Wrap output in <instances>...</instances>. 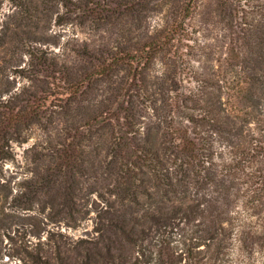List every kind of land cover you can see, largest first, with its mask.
<instances>
[{"label":"trees","instance_id":"1","mask_svg":"<svg viewBox=\"0 0 264 264\" xmlns=\"http://www.w3.org/2000/svg\"><path fill=\"white\" fill-rule=\"evenodd\" d=\"M185 3L176 22L148 36H136L139 27L128 24L116 38L85 44L77 51L84 62L78 69L38 52V66L57 75L69 95L49 113L52 120L43 88L22 87L7 99L0 91V175L14 157L10 144L24 143L34 126L64 134L65 164L80 161L81 149L100 154L114 202L96 211L97 235L79 241L85 259L78 264H232L264 238V26L250 49L243 34L219 65L225 72L200 65L183 70L171 47L188 41L191 7ZM124 8L116 0L89 24L140 20L142 11ZM142 198L153 199L152 209H142ZM175 221L197 229L180 252L142 246H152L150 228Z\"/></svg>","mask_w":264,"mask_h":264},{"label":"rangeland","instance_id":"2","mask_svg":"<svg viewBox=\"0 0 264 264\" xmlns=\"http://www.w3.org/2000/svg\"><path fill=\"white\" fill-rule=\"evenodd\" d=\"M64 1L21 0L14 6L9 0H0L1 96L7 99L22 87L39 86L45 91L42 103L51 120L49 113L69 95L61 92L57 75L38 66L36 58L41 54L58 66L78 69L84 62L77 51H82L85 44L116 38L117 29L129 28L128 24L139 27L134 32L136 36H148L158 25L166 27L176 22L182 15L183 3L188 2L191 10L184 25L189 31L188 41L174 42L171 53H178L174 57H180L183 70L200 65L223 73L225 67L219 65L224 64L232 50L234 54L243 34L250 49L257 41L258 30L264 26V0H117L126 12L131 9L143 13L137 22L129 20L125 24L122 19L114 27L101 22L92 26L89 21L103 18L102 8H112L116 0H71L75 4ZM48 128L34 126L26 133L24 143L10 144L14 157L3 164L0 175V264H58L59 259L81 263L85 257L82 245L79 246L83 243L79 241L97 235L96 211L104 208L105 203L114 202L108 195L110 180L98 162L100 154L81 149L80 161L77 158L65 164L61 153L64 134L58 128ZM87 160L93 162L92 166ZM57 164L67 167L56 174ZM67 174L74 176L66 179ZM63 176L65 184L59 179ZM63 203L69 208L63 207ZM141 205L144 210L152 209L153 199L142 198ZM70 216L77 219L74 226L67 220ZM196 230L193 224L185 222L162 224L148 231L152 246L146 241L142 246H162L180 252ZM235 258L232 264H264V238L243 261L234 262Z\"/></svg>","mask_w":264,"mask_h":264}]
</instances>
